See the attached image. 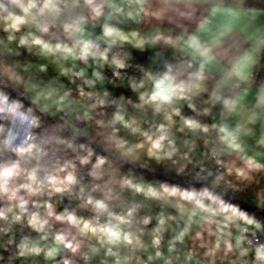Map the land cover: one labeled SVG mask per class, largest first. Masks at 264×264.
Returning <instances> with one entry per match:
<instances>
[{"label": "clouds", "instance_id": "obj_1", "mask_svg": "<svg viewBox=\"0 0 264 264\" xmlns=\"http://www.w3.org/2000/svg\"><path fill=\"white\" fill-rule=\"evenodd\" d=\"M0 264H264V0H0Z\"/></svg>", "mask_w": 264, "mask_h": 264}]
</instances>
